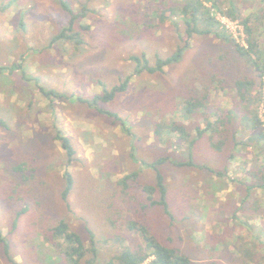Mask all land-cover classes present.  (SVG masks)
I'll return each mask as SVG.
<instances>
[{
    "label": "rangeland",
    "instance_id": "obj_1",
    "mask_svg": "<svg viewBox=\"0 0 264 264\" xmlns=\"http://www.w3.org/2000/svg\"><path fill=\"white\" fill-rule=\"evenodd\" d=\"M63 1L74 12L86 9L74 26L83 45H49L69 20L59 0H0V67L21 65L39 86L70 97L51 103L21 71L0 73V119L6 124L0 126V229L10 245V259L0 245V264H68L62 252L67 243L51 238V228L60 221L82 241L86 253L80 264H106L120 249L144 247L142 234L129 229L130 222L188 255L192 264H264V185L258 187L263 184L264 149L239 121L241 105L230 78L219 70L223 81L211 76L217 68L211 64L213 53L221 54L224 43L213 35H194L179 63L163 73L132 76L126 92L100 104L122 119L115 121L75 98L90 100L101 93L99 82L110 89L130 76V55L144 52L153 60L174 52L184 35L183 17L162 13L185 0ZM201 1L234 42L245 47L240 20L224 11L234 6L244 17L264 7V0H217L216 8L214 0ZM252 21L263 49L264 15ZM197 73L204 84L196 80ZM242 74L254 75L244 63ZM255 86L252 94L259 82ZM261 93L257 111L264 129V79ZM188 98L201 99L204 107L184 117ZM217 117L225 121L218 134L211 140V129L197 135V128ZM172 123L188 137L172 133ZM59 131L75 151L71 163L56 138ZM221 140L225 143L219 145ZM189 155L203 167L176 165ZM162 158L166 162L159 170L171 217L161 206L142 207L150 204L149 198L160 199L158 191L150 196L143 186L156 182L146 163ZM66 174L73 185L64 200Z\"/></svg>",
    "mask_w": 264,
    "mask_h": 264
},
{
    "label": "trees",
    "instance_id": "obj_2",
    "mask_svg": "<svg viewBox=\"0 0 264 264\" xmlns=\"http://www.w3.org/2000/svg\"><path fill=\"white\" fill-rule=\"evenodd\" d=\"M59 3L61 7L66 10L69 14V20L67 21V26L62 28V30L58 34L54 35L51 38L49 45L51 46L58 43H72L75 46L83 45L84 41L81 38V33L76 32L74 30V26L76 25L78 20L85 17L86 9L83 8V11L81 12H74L72 8L67 4V2L59 0ZM212 7H219V5L217 4V0H214V2L212 3ZM165 13H168V16L165 17H172L176 14L180 17H183L182 24L184 25V35L180 38L181 44L177 45L176 50L174 52L164 57L157 55L153 58V60H150L144 52L139 55H130L129 59L132 61L133 64V73L130 76H125L122 80H119V82L113 85L110 89L107 88V85L105 83L99 82L100 86L102 87L100 94L94 95L90 100L78 97L75 98L76 101L84 103L89 107H94L99 113L113 118L115 121H122L118 114L109 112L101 108L100 104L110 102L114 100L117 95L126 92L129 87L132 76L163 73V69L165 67H171L179 63L183 59L185 51L190 47L189 42L194 35H213V37L224 43V47H221L222 50H219L222 52L221 54L215 55V52L213 53L215 58L211 64L213 67H217L214 69L211 68L214 70V73L212 72L211 74V76L213 77V81L215 79L223 81V79L219 77L217 70L221 71L222 74L226 73V76L224 74L223 75L227 78H230L232 87L235 90L236 97L239 101V104L241 105L240 115L238 114L239 121L240 123H244L249 129L252 130L253 137L256 139V145H260L262 146L261 149H264V129L262 128V124L258 118L257 111V104L259 101L262 100L261 88L264 79V48L262 49L260 47L259 39L256 38V36L254 35L255 28L252 26V20L256 21L258 20V17H262L264 15V7L259 8V10H257V12H255L254 14H247L244 17L240 15L238 10L234 6L227 8L224 11V13L227 15L226 17L233 20H240V25L242 26L246 35L245 47L234 42L228 32L223 27H221V25L217 21H215L214 18L210 16V11L203 5V2L201 0H185L181 4V6L167 7L166 9H164L162 15H164ZM165 17L162 16L161 20H163ZM203 23H205L206 26L204 28H201V25ZM174 26L177 30L180 28L179 23H174ZM81 29H89V26H82ZM215 59H217L216 62ZM217 63L221 66V68L220 66L216 65ZM243 63L245 69H247L248 72L254 74L252 78L244 76V74H242ZM6 67H0V73L3 71H7L8 69L9 71H21L23 77L29 81H33L35 85H37V87L39 88L40 93L45 98H48L51 103L54 98H70L53 89H47L42 86H39L38 79L28 76L26 72L22 69L21 65H12V67L10 68ZM194 69H197V66H195ZM227 69H229V73H227ZM198 74L199 73H197L196 75V80L199 81L201 84H204L203 78L201 77V75ZM257 82H259V90L255 94H252L251 92L253 91V88ZM204 99H206V96L203 97V100ZM200 100H194L193 98H188L187 100H185L183 105V116H189L194 113L196 109L204 107L203 102H201ZM254 100L257 101L256 105H254ZM221 124H225L223 117H217L216 122L214 123L207 121L204 129H196L197 135L202 136L208 129H211L212 133L209 136V139L211 140L215 134H218V126ZM0 126H6L5 122L2 119H0ZM171 126L172 128L170 131L172 133L180 134L182 139H186L188 137V134L185 131H182L183 127L175 123H172ZM56 138L61 142V146L66 152L68 162L71 163L74 158L75 151L70 144V140L65 137L60 131L57 133ZM234 138L235 136H233V139ZM224 143L225 141L221 140L219 142V145H222ZM211 145L216 149L220 147L219 145H215L214 143H212ZM189 157L190 158L187 162H177L176 165L180 167H203L193 164V161L191 160V155H189ZM165 162L166 159L162 158L152 163H146V166H149L155 171L156 182L153 186H143V190L150 196L153 195L156 191H158L160 199L158 201H155L149 198L150 204L144 205L142 207L145 209L153 205L161 206L164 209V212L171 217V214L168 211V202L166 196L167 190L164 185V178L159 170L160 164H163ZM18 170H20V167H14V171ZM213 172H215L219 176L222 175V172L220 171ZM133 176H135L134 173L130 174V176H126L124 181L126 182L127 179L132 180ZM259 182H263L262 185L258 184V187H262L264 185L263 175L259 178ZM72 185L73 180L71 174H66V187L62 192L64 200H67V197L71 193ZM251 188L252 186L248 187V189ZM23 212L24 210L20 211L17 214L16 218L13 221L12 228L16 227L17 219L19 215H21ZM137 224L138 223L136 222H130L128 224V227L129 229H136L140 231L145 242V246L140 247L138 249H131L126 247L120 249L106 264H192V261L188 255L184 254L182 251L176 248L168 247L167 245L162 244L153 236L148 235L145 226L141 225L140 228H137ZM50 232L52 235V239H61L63 243H67V245L65 246L66 248L62 252L67 257L68 264H80V259H82L86 253L84 252L83 244L80 240V237L73 232H69L68 226L64 221L58 222L57 225L51 228ZM0 245H2L3 247L4 254L8 257V259H10V245L8 243L7 238L2 235L1 229ZM57 245L59 247H62L59 242ZM73 257H75V259ZM12 264L16 263L13 261Z\"/></svg>",
    "mask_w": 264,
    "mask_h": 264
},
{
    "label": "crops",
    "instance_id": "obj_3",
    "mask_svg": "<svg viewBox=\"0 0 264 264\" xmlns=\"http://www.w3.org/2000/svg\"><path fill=\"white\" fill-rule=\"evenodd\" d=\"M248 187H250V186H248ZM248 187H247V189H248ZM252 189V188H251ZM251 189H249V190H251ZM246 227H248L249 229H251L248 225H246Z\"/></svg>",
    "mask_w": 264,
    "mask_h": 264
},
{
    "label": "built area",
    "instance_id": "obj_4",
    "mask_svg": "<svg viewBox=\"0 0 264 264\" xmlns=\"http://www.w3.org/2000/svg\"><path fill=\"white\" fill-rule=\"evenodd\" d=\"M242 27V26H241ZM242 31H243V28H242Z\"/></svg>",
    "mask_w": 264,
    "mask_h": 264
}]
</instances>
